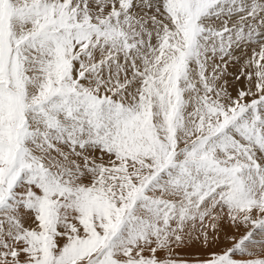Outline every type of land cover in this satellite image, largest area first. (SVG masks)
I'll return each mask as SVG.
<instances>
[{
    "label": "snow or ice",
    "instance_id": "obj_1",
    "mask_svg": "<svg viewBox=\"0 0 264 264\" xmlns=\"http://www.w3.org/2000/svg\"><path fill=\"white\" fill-rule=\"evenodd\" d=\"M224 225L193 264H264V0H0V264H190Z\"/></svg>",
    "mask_w": 264,
    "mask_h": 264
},
{
    "label": "rangeland",
    "instance_id": "obj_2",
    "mask_svg": "<svg viewBox=\"0 0 264 264\" xmlns=\"http://www.w3.org/2000/svg\"><path fill=\"white\" fill-rule=\"evenodd\" d=\"M233 55L240 57V62L237 63L235 61H230L226 66V73L223 78L224 80L228 81L229 91H231L233 95H235L236 88L244 86L243 77H241L239 81H237L235 77L240 73L241 64L243 63L245 56L242 53V50L235 51ZM247 55H251L250 49L248 50ZM225 59L227 60L228 58L225 57ZM232 232L233 230L230 226L224 225L223 231L220 234L221 238L217 246L205 249L200 243H193L187 247L177 249V258L188 260L190 264H193L196 259H204L207 252L215 251L218 250L219 247L226 246L227 241L225 240V235L231 234Z\"/></svg>",
    "mask_w": 264,
    "mask_h": 264
}]
</instances>
